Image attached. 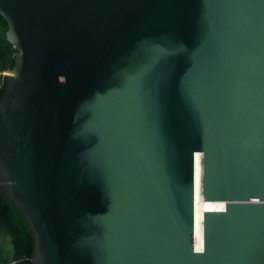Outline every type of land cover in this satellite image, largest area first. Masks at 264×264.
Here are the masks:
<instances>
[{
    "label": "water",
    "instance_id": "1",
    "mask_svg": "<svg viewBox=\"0 0 264 264\" xmlns=\"http://www.w3.org/2000/svg\"><path fill=\"white\" fill-rule=\"evenodd\" d=\"M18 51L0 192L33 264H264V0H0Z\"/></svg>",
    "mask_w": 264,
    "mask_h": 264
},
{
    "label": "trees",
    "instance_id": "2",
    "mask_svg": "<svg viewBox=\"0 0 264 264\" xmlns=\"http://www.w3.org/2000/svg\"><path fill=\"white\" fill-rule=\"evenodd\" d=\"M9 24L0 14V72L12 70L18 51L7 40ZM2 81V82H1ZM0 99L4 93L5 77H0ZM0 237L5 239V245L0 241V264H33L31 258L34 252L35 240L30 227L22 214L13 209L12 205L0 192Z\"/></svg>",
    "mask_w": 264,
    "mask_h": 264
},
{
    "label": "rangeland",
    "instance_id": "3",
    "mask_svg": "<svg viewBox=\"0 0 264 264\" xmlns=\"http://www.w3.org/2000/svg\"><path fill=\"white\" fill-rule=\"evenodd\" d=\"M5 75V73H1L0 72V77H3ZM2 82V81H1ZM1 82H0V85H1ZM0 241L3 245H5V239L3 237H0Z\"/></svg>",
    "mask_w": 264,
    "mask_h": 264
}]
</instances>
